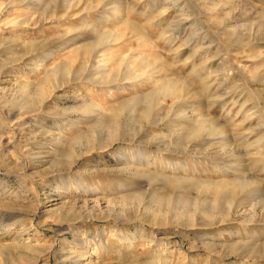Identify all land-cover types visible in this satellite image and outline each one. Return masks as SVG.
Returning <instances> with one entry per match:
<instances>
[{"label": "rangeland", "instance_id": "1", "mask_svg": "<svg viewBox=\"0 0 264 264\" xmlns=\"http://www.w3.org/2000/svg\"><path fill=\"white\" fill-rule=\"evenodd\" d=\"M0 264H264V0H0Z\"/></svg>", "mask_w": 264, "mask_h": 264}, {"label": "bare ground", "instance_id": "2", "mask_svg": "<svg viewBox=\"0 0 264 264\" xmlns=\"http://www.w3.org/2000/svg\"><path fill=\"white\" fill-rule=\"evenodd\" d=\"M54 72H55V71H54ZM47 82H50L49 79H46V80H45V83H47ZM163 86H164V84L162 85V88H163ZM39 90H40V89H39ZM120 110H121V109H120ZM102 126H103V124H102ZM106 126H107V125H106ZM206 126H208V124H207ZM100 127H101V126H100ZM196 127H197V126H196ZM196 127H194V128L196 129ZM198 128H199V130H196V131H194L195 129L193 130V132H194V134H195L196 136H197V135H201L202 132H203L202 129H204V128H201V127H198ZM206 130H207V129H206ZM204 132H205V130H204ZM195 135H194V136H195ZM243 183H244V181H243L242 183L240 182L238 185L241 187Z\"/></svg>", "mask_w": 264, "mask_h": 264}]
</instances>
